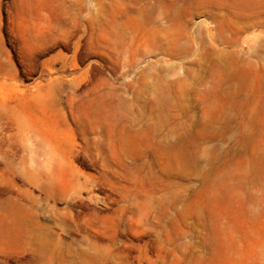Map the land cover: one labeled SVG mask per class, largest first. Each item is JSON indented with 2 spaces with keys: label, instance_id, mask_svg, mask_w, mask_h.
I'll use <instances>...</instances> for the list:
<instances>
[{
  "label": "rangeland",
  "instance_id": "374dc122",
  "mask_svg": "<svg viewBox=\"0 0 264 264\" xmlns=\"http://www.w3.org/2000/svg\"><path fill=\"white\" fill-rule=\"evenodd\" d=\"M0 264H264V0H0Z\"/></svg>",
  "mask_w": 264,
  "mask_h": 264
}]
</instances>
